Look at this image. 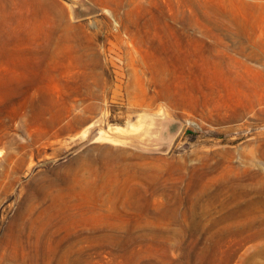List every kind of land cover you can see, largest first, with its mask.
<instances>
[{
    "label": "rangeland",
    "instance_id": "obj_1",
    "mask_svg": "<svg viewBox=\"0 0 264 264\" xmlns=\"http://www.w3.org/2000/svg\"><path fill=\"white\" fill-rule=\"evenodd\" d=\"M0 264H264V0H0Z\"/></svg>",
    "mask_w": 264,
    "mask_h": 264
}]
</instances>
